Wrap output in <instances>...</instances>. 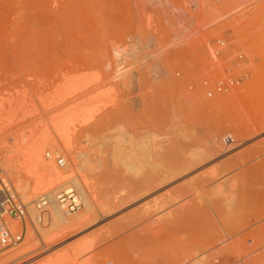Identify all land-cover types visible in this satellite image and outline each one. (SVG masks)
<instances>
[{"label":"bare ground","instance_id":"bare-ground-1","mask_svg":"<svg viewBox=\"0 0 264 264\" xmlns=\"http://www.w3.org/2000/svg\"><path fill=\"white\" fill-rule=\"evenodd\" d=\"M54 7H48L46 0H15L11 14L0 18V195L4 201L0 217L7 231L20 236L17 244L0 247V264L25 257L18 264H94L89 255L98 243L96 236H82L98 220L111 219L105 227L112 239L135 236L133 242L149 245L158 228L154 231L149 223L165 219L171 227L178 217L175 211L190 199H219L221 208L229 211L239 183L230 175L232 159H218L237 143L234 134L229 135L232 142L223 143L224 129H210L199 142L187 137L173 120L144 121L147 115L143 119L140 115L146 109L131 104L127 91L121 90L126 66L117 69L116 65L111 71V55L119 61L130 55L120 45L121 36L138 41L145 35V46L152 41L150 25L135 27L138 31L120 25H65L72 12ZM152 73H156L153 68ZM215 159L219 162L210 172L194 175ZM71 204L73 210L68 208ZM9 209L15 213H8ZM157 237L160 242L164 239ZM120 239L106 241L115 248L121 246ZM153 241L155 247L159 241ZM28 243L36 248L27 251ZM154 252L155 258L159 251ZM115 253L107 261L102 253L100 262L127 263L122 259L126 254L121 258ZM44 254L50 257L41 258ZM189 258L182 260L202 261V257Z\"/></svg>","mask_w":264,"mask_h":264},{"label":"rangeland","instance_id":"rangeland-1","mask_svg":"<svg viewBox=\"0 0 264 264\" xmlns=\"http://www.w3.org/2000/svg\"><path fill=\"white\" fill-rule=\"evenodd\" d=\"M14 2L15 0H0V18L11 14ZM51 2L57 4L53 5ZM46 4L50 8L65 7L69 9V13L72 12V16L70 14L65 19V25L69 22V25H120L127 30L132 27L137 31L138 26L140 30L144 25H150L153 30L151 43L142 46L146 42L145 35L143 39L140 38L141 41H133L131 38L127 40L125 35H122L123 42L120 45L123 49H129L130 55L121 61L111 55V71L116 65L117 69L126 66L123 71L126 74L120 79V85H124L121 90L129 92L124 93L131 104L137 103L146 109L145 114L140 115L141 119L147 115L144 121L150 119L160 123L173 120L187 137L196 138V141L203 138L208 130L219 128L224 129L223 135L234 134L233 141H237L221 159H218H232L231 164L235 167H232L230 175L234 176L240 185L236 188L235 193H238L229 211L221 208L222 202L219 199L211 197V201L209 198L213 204L207 200L190 199V202L184 203L186 205L183 204L180 210L175 211V217L178 216L179 220L172 219V228L165 219L160 222L164 220L162 225L167 228L159 227L160 222L149 223L152 229L155 228L154 231L157 227V231L159 230L154 233L153 239L151 238L152 242H148L150 246L145 243L143 245L140 241L142 246L135 243V236L126 239L122 238L123 235L117 236L116 239L113 237L114 240L123 239H120L118 244L124 240L129 243L127 245L120 242L119 247L123 252L114 244L115 248L110 247L114 240L111 236L108 237L105 226H108L107 222L111 219L104 221L105 224L98 220L90 230L81 235L82 238L96 236V247L97 244L101 246L98 249L94 247L97 251L93 248L89 255H93L92 258L97 260H94V264L104 258L99 256L102 253H106L107 261L113 251H119L121 258L126 254L122 259L128 261L124 264H183L190 254V258L202 257L203 263L201 261L200 264H264V0H46ZM149 52L152 54L145 57ZM151 67L156 71L155 74L152 73ZM218 160L215 159L194 175L207 170L210 172ZM228 175L227 177H230ZM176 184L174 187L178 186V183ZM182 184L179 186L185 187V184ZM212 185L207 184L205 190L210 189ZM158 223L160 224L157 225ZM199 223L203 226L200 227ZM157 236L164 239H160V242L156 239ZM166 237L172 238L171 242ZM106 238L112 243L109 244ZM154 239L159 241L155 242L158 245H154L158 253L155 247H152ZM167 242L170 244L167 245ZM106 243L109 245L106 246ZM114 243L117 244L116 241ZM132 243H135L134 246ZM31 246L28 243L25 249L29 251L36 248V245ZM135 246L139 249L136 250ZM152 248L154 250H149ZM167 248L170 250L165 254ZM151 252L156 253L155 258ZM149 253L153 257L150 258ZM50 254L52 256L55 253ZM49 255L44 254L41 258L46 259ZM25 258L11 264H18ZM105 261L100 264H106Z\"/></svg>","mask_w":264,"mask_h":264},{"label":"built area","instance_id":"built-area-1","mask_svg":"<svg viewBox=\"0 0 264 264\" xmlns=\"http://www.w3.org/2000/svg\"><path fill=\"white\" fill-rule=\"evenodd\" d=\"M232 142V138L229 135H225L223 138V143H230ZM3 195H0V207L4 204ZM7 204V203H5ZM70 210L75 208L74 204L68 206ZM8 213H15L14 210L9 209ZM20 241V236L18 234H11L9 231L6 230L4 227L1 217H0V247H8L17 244Z\"/></svg>","mask_w":264,"mask_h":264}]
</instances>
